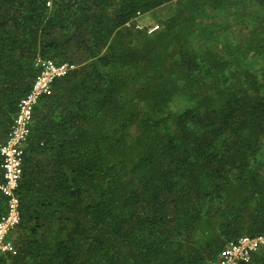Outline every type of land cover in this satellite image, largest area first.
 I'll list each match as a JSON object with an SVG mask.
<instances>
[{"label": "trees", "instance_id": "obj_1", "mask_svg": "<svg viewBox=\"0 0 264 264\" xmlns=\"http://www.w3.org/2000/svg\"><path fill=\"white\" fill-rule=\"evenodd\" d=\"M38 57L76 68L33 110L0 264H213L264 234V0H0L1 142Z\"/></svg>", "mask_w": 264, "mask_h": 264}, {"label": "built area", "instance_id": "obj_2", "mask_svg": "<svg viewBox=\"0 0 264 264\" xmlns=\"http://www.w3.org/2000/svg\"><path fill=\"white\" fill-rule=\"evenodd\" d=\"M55 1L66 2L72 0H46V6L51 7ZM145 15L137 13L131 23L136 30L152 34L158 30L159 25L142 24L141 18ZM34 67L38 70L32 87L17 106V112L13 118L6 139L0 141V157L2 181L0 193L7 199V213L0 219V255L15 254V247L9 239L10 233L20 222V201L17 190L22 176V166L25 150L30 135L33 110L40 98L52 94V86L55 81L65 77L76 66L68 63H56L49 59L36 58ZM264 250V234L257 236H243L236 241L228 242L220 258L213 264H246L254 253Z\"/></svg>", "mask_w": 264, "mask_h": 264}, {"label": "rangeland", "instance_id": "obj_3", "mask_svg": "<svg viewBox=\"0 0 264 264\" xmlns=\"http://www.w3.org/2000/svg\"><path fill=\"white\" fill-rule=\"evenodd\" d=\"M173 8L172 7H164L161 9H158L154 12H152V14H147L145 15L143 18H141V22L142 24H147L148 26L150 25H159L158 20H160L161 18L165 17L168 13L172 12ZM177 102V101H176ZM176 104H174L172 106L173 109L176 108Z\"/></svg>", "mask_w": 264, "mask_h": 264}]
</instances>
